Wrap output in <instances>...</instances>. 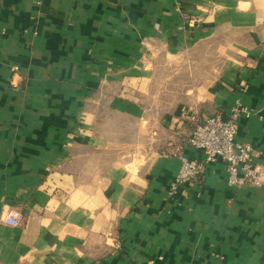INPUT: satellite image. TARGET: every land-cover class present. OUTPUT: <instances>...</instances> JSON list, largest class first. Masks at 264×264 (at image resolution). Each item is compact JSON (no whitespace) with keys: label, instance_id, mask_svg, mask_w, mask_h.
I'll return each instance as SVG.
<instances>
[{"label":"crops","instance_id":"crops-1","mask_svg":"<svg viewBox=\"0 0 264 264\" xmlns=\"http://www.w3.org/2000/svg\"><path fill=\"white\" fill-rule=\"evenodd\" d=\"M237 104L262 184L171 194ZM148 261L264 264V0H0V264Z\"/></svg>","mask_w":264,"mask_h":264},{"label":"built area","instance_id":"built-area-1","mask_svg":"<svg viewBox=\"0 0 264 264\" xmlns=\"http://www.w3.org/2000/svg\"><path fill=\"white\" fill-rule=\"evenodd\" d=\"M14 70H17V67H14ZM240 86L242 90L247 88L246 85ZM249 115L250 111L246 107L237 104L227 116L216 113L201 120H194L187 146L201 151L203 158L200 161L181 158L180 169L169 185L170 193L175 194L179 187L202 179L207 166L216 162L225 165L229 187H259L262 184V171L252 162L253 148L248 143L236 141L238 119ZM4 221L10 227H20L24 215L21 210L12 208L6 212Z\"/></svg>","mask_w":264,"mask_h":264},{"label":"rangeland","instance_id":"rangeland-1","mask_svg":"<svg viewBox=\"0 0 264 264\" xmlns=\"http://www.w3.org/2000/svg\"><path fill=\"white\" fill-rule=\"evenodd\" d=\"M191 78H192V76H190L189 74L187 75V77H186V79H184L183 80V82H185V83H187V84H185V88H187V89H190V88H192V86L190 85V84H188V82L189 81H191ZM173 81H176V79H175V77H173V79H172ZM176 83V82H175ZM171 88V87H170ZM169 88V89H170ZM172 89H174L175 91H173V90H170L169 92H168V94H170L169 96H173V97H175V96H177V95H181L179 92H180V86H179V88L178 87H173ZM171 103H173V102H169V104H171ZM175 103V102H174ZM164 153H166V154H171V151L169 150V151H164Z\"/></svg>","mask_w":264,"mask_h":264}]
</instances>
